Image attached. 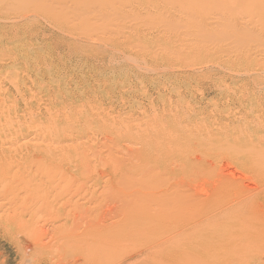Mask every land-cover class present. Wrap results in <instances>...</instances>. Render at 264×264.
I'll return each mask as SVG.
<instances>
[{
    "label": "rangeland",
    "instance_id": "1",
    "mask_svg": "<svg viewBox=\"0 0 264 264\" xmlns=\"http://www.w3.org/2000/svg\"><path fill=\"white\" fill-rule=\"evenodd\" d=\"M227 117H247L243 141L222 130ZM181 132L193 133L200 175L221 162L250 179V192L230 198L235 219L213 228L262 227L234 264H264V222L249 220L264 194V0H0V264L230 256L165 238L163 227L147 241L139 227H108L144 191L119 186L124 172L170 163ZM174 184L170 169L154 182L169 193ZM126 213L134 224L139 212Z\"/></svg>",
    "mask_w": 264,
    "mask_h": 264
},
{
    "label": "bare ground",
    "instance_id": "2",
    "mask_svg": "<svg viewBox=\"0 0 264 264\" xmlns=\"http://www.w3.org/2000/svg\"><path fill=\"white\" fill-rule=\"evenodd\" d=\"M45 8L52 7L44 4ZM246 119L247 117H227L221 119L220 125L224 132L226 131L223 126L228 128L231 132L228 134L230 137L243 141L235 133H245L247 126L243 121ZM189 136H193V133L181 132L175 136L170 163H155L151 171L145 169L142 172L141 178L135 176L134 170L124 172L123 177L118 181L119 186L128 189L136 182L141 181L145 183L144 191L139 196L124 199L115 211L121 219L110 223L108 227L125 229L139 227L144 231L145 241L149 240L148 235L151 230L163 227L166 230L165 238L172 240L174 239L173 235H176L177 239L188 237L191 240V246L209 253L210 256H216L221 251L232 249L230 256L223 260L210 263L194 258L195 264H234V261L243 258L242 248L251 246V241L246 242V239L257 236L256 229L262 227L256 226L257 228L253 227L244 232L239 228L232 227L233 225L215 229L213 224L222 220L228 222V215L233 220L235 219V213L240 204L230 202V198L250 192L252 187L245 184L250 179L244 174L240 175L241 171L234 164L221 162H216L212 166L211 174L200 175L194 169V157L189 152L191 146ZM235 148L236 145H233L232 149ZM180 161L181 163L178 164ZM172 165L175 167L172 168ZM166 169L172 171L175 179L174 190L170 193L162 192L154 186L156 179ZM33 170H35L33 167H29L27 170L30 181L39 176V170L35 173ZM70 171L77 172V168L70 166ZM194 181L199 183V188L193 187ZM126 212H139L135 216L134 224L125 222L128 215ZM249 220L264 222V194L251 202ZM37 244L38 247L35 251L38 252L47 247L41 243V236H38ZM175 249L182 252L187 250L176 246Z\"/></svg>",
    "mask_w": 264,
    "mask_h": 264
}]
</instances>
